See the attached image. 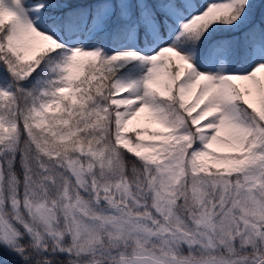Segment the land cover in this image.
Masks as SVG:
<instances>
[{
  "label": "rangeland",
  "instance_id": "1",
  "mask_svg": "<svg viewBox=\"0 0 264 264\" xmlns=\"http://www.w3.org/2000/svg\"><path fill=\"white\" fill-rule=\"evenodd\" d=\"M235 1L184 0L182 7L171 0L177 24L160 35L146 0H109L88 28L85 16L68 15L65 30L45 18L42 0H0L8 48L20 59L63 45L64 60L32 110L38 126L44 108L57 112L53 96L71 93L77 63L102 54L119 69L110 99L114 140L152 173L149 183H128L109 149L67 154L28 141L18 147L11 115L0 113V254L19 253L18 238L26 235L36 250L50 246L72 264H264V34L237 51L228 42L201 51L182 40L197 19L229 14ZM22 7L32 29L20 24ZM111 9L122 16L118 37L115 23L101 30ZM137 9L152 38L142 46ZM234 52L247 54L233 64L227 56ZM7 82L0 79V88ZM238 99L255 110L251 121L240 116ZM73 127L57 125L55 134Z\"/></svg>",
  "mask_w": 264,
  "mask_h": 264
},
{
  "label": "trees",
  "instance_id": "2",
  "mask_svg": "<svg viewBox=\"0 0 264 264\" xmlns=\"http://www.w3.org/2000/svg\"><path fill=\"white\" fill-rule=\"evenodd\" d=\"M43 1L46 5L44 9L46 14L56 17V14L63 15L67 11L81 12L89 7L93 9L95 5L104 0ZM147 1L148 4H152L154 17L160 20L161 31L164 32L170 23L176 22L166 10L171 7L169 3L162 5L159 0ZM181 1L176 0L182 5ZM117 12L116 9L115 13ZM105 18L108 20L105 28L110 22L115 21L109 13L105 14ZM198 22L199 20L184 37L188 45L203 49L211 40H233L235 44L246 47L247 37L258 36L260 31H264V0L236 1L234 10L229 15L222 14L205 22ZM258 24L263 26L260 31ZM140 30L143 34H147L143 27ZM8 35L9 24H1L0 78L6 76L10 82L7 92L0 91V113L7 114L4 111L9 109L13 117L12 129L15 134L18 132V147L20 143L25 144L28 141L32 148L41 149L47 146L48 150L57 149L59 153L67 154L76 153L78 149L100 148L107 151L109 149V152L121 161L124 167V179L128 183H149L152 173L147 172L146 167L136 155L117 145L114 140L112 112L115 107L109 104V100L113 91L112 82L119 70L108 68L106 60L99 54L89 55L79 61L77 64L82 72L74 83L71 94L65 97L61 94L53 96L58 110L53 113L49 107L44 108L42 115L44 123L39 127L36 118L32 116V110L37 108L38 96L42 97V83L49 77L51 71L59 68L58 66L64 59L61 55L63 47L59 44L56 47L47 48L32 60L22 61L8 50L6 41ZM237 103L241 116L245 120L251 121L255 118L254 112L245 103L240 101ZM97 105L100 107L94 109ZM166 108L170 112L167 104ZM55 114L58 115L57 118ZM96 124L100 127L103 125V127H96ZM57 125L76 127H73L67 134L60 133L61 137H58L55 134ZM107 129L110 131L105 133L104 130ZM19 166L17 159L14 169L21 176ZM18 241L21 251L13 254H0V264H72L67 254L54 251L50 246H47L44 251L36 250L26 235L19 237Z\"/></svg>",
  "mask_w": 264,
  "mask_h": 264
},
{
  "label": "bare ground",
  "instance_id": "3",
  "mask_svg": "<svg viewBox=\"0 0 264 264\" xmlns=\"http://www.w3.org/2000/svg\"><path fill=\"white\" fill-rule=\"evenodd\" d=\"M20 24L27 30L28 28L32 29V21H31V15L30 12L22 7L20 10ZM189 80V77L186 78L184 83H187V81Z\"/></svg>",
  "mask_w": 264,
  "mask_h": 264
}]
</instances>
